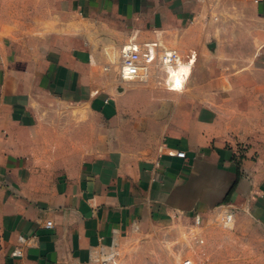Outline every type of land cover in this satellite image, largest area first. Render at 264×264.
<instances>
[{
  "label": "crops",
  "instance_id": "1",
  "mask_svg": "<svg viewBox=\"0 0 264 264\" xmlns=\"http://www.w3.org/2000/svg\"><path fill=\"white\" fill-rule=\"evenodd\" d=\"M62 5L87 25H71L81 45L57 40L34 64L0 45V264H86L154 223L226 206L264 229V36L236 24L244 5L264 22V1ZM131 41L196 55L168 73L190 66L185 87L159 65L118 79Z\"/></svg>",
  "mask_w": 264,
  "mask_h": 264
},
{
  "label": "rangeland",
  "instance_id": "2",
  "mask_svg": "<svg viewBox=\"0 0 264 264\" xmlns=\"http://www.w3.org/2000/svg\"><path fill=\"white\" fill-rule=\"evenodd\" d=\"M241 10L249 15L236 22L238 28H247L242 35L264 36V22L258 21L255 10L249 5ZM73 24L74 32L77 27L87 28L82 18L66 10L62 0H0V45L6 44L29 64L57 40L62 45H74L75 41L81 45L71 37ZM119 51L112 64L118 79ZM246 207L232 208L235 221L231 225H225L219 217L229 208L226 206L204 217L199 226L194 216H177L143 228L121 246L122 264H183L185 260L193 264H264V229Z\"/></svg>",
  "mask_w": 264,
  "mask_h": 264
},
{
  "label": "built area",
  "instance_id": "3",
  "mask_svg": "<svg viewBox=\"0 0 264 264\" xmlns=\"http://www.w3.org/2000/svg\"><path fill=\"white\" fill-rule=\"evenodd\" d=\"M256 3L263 2L264 0H254ZM158 43L143 44L136 41H131L127 45L120 48L118 70L119 76L122 81H134L136 79H146L149 74L150 67L153 65L162 66L168 76L171 68H177L182 64H191L193 66V60L196 59V55L191 58H182V56L174 50H159ZM190 76L185 80V85ZM168 83V79L166 81ZM182 88V89H183ZM176 156L179 158H186L185 152H177ZM220 220L225 225H231L235 221V212L233 210H223L220 215ZM218 217V218H219ZM203 218L201 215L195 216L196 225H201ZM53 226L52 221H48L45 227L51 228ZM21 243H26L24 238L20 239ZM15 256H23L22 249H17L14 252ZM86 264H122L121 263V251L119 243L113 242L110 246H101L98 249L95 258H92ZM183 264H193L190 260H185Z\"/></svg>",
  "mask_w": 264,
  "mask_h": 264
},
{
  "label": "bare ground",
  "instance_id": "4",
  "mask_svg": "<svg viewBox=\"0 0 264 264\" xmlns=\"http://www.w3.org/2000/svg\"><path fill=\"white\" fill-rule=\"evenodd\" d=\"M191 67L183 65L176 71H171L167 76L168 86L171 90L179 91L183 88L185 80L191 74Z\"/></svg>",
  "mask_w": 264,
  "mask_h": 264
},
{
  "label": "trees",
  "instance_id": "5",
  "mask_svg": "<svg viewBox=\"0 0 264 264\" xmlns=\"http://www.w3.org/2000/svg\"><path fill=\"white\" fill-rule=\"evenodd\" d=\"M228 201H229V200H228ZM228 201H227V202H228Z\"/></svg>",
  "mask_w": 264,
  "mask_h": 264
}]
</instances>
